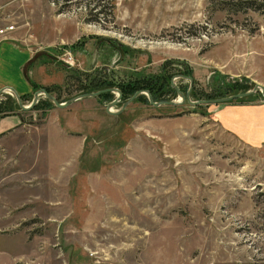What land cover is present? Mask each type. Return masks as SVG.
<instances>
[{
  "label": "rangeland",
  "instance_id": "374dc122",
  "mask_svg": "<svg viewBox=\"0 0 264 264\" xmlns=\"http://www.w3.org/2000/svg\"><path fill=\"white\" fill-rule=\"evenodd\" d=\"M92 75L153 101L264 86V0H0V88L63 101ZM5 89L0 264H264V143L217 102Z\"/></svg>",
  "mask_w": 264,
  "mask_h": 264
},
{
  "label": "crops",
  "instance_id": "0c3cea01",
  "mask_svg": "<svg viewBox=\"0 0 264 264\" xmlns=\"http://www.w3.org/2000/svg\"><path fill=\"white\" fill-rule=\"evenodd\" d=\"M24 48L27 50V54L24 58V61H26L22 65V74L27 80L30 88L34 83L28 80V74L26 70H24V65L28 63L31 57V51L28 47ZM35 84L37 85V83ZM4 91L7 90L4 89L1 92ZM27 91H29V89ZM27 91H21L19 95L27 93ZM211 114L222 129L228 131L238 140L249 145L264 143V101L231 100L217 102V104L211 108ZM84 139H86V137Z\"/></svg>",
  "mask_w": 264,
  "mask_h": 264
},
{
  "label": "water",
  "instance_id": "95a60500",
  "mask_svg": "<svg viewBox=\"0 0 264 264\" xmlns=\"http://www.w3.org/2000/svg\"><path fill=\"white\" fill-rule=\"evenodd\" d=\"M180 76H185L187 77L189 80H191V78L189 76H186V75H181V74H178ZM173 87L175 88V91L179 97L178 100H159V101H153L151 96H150V93L148 90H142V89H139V90H136L131 96L129 99H131L136 93L138 92H143L146 94V97L149 101V103L153 104V105H159V104H171V105H175V104H178L180 103L182 100L186 99V101L190 104H197V103H215V102H222V101H226L228 99H231L233 97H241V96H244V95H247L257 89L260 90L261 94L264 96V86L261 85V84H258V83H254L253 86L250 88V89H247V90H244V91H241V92H236V93H233V94H229V95H225V96H219V97H214V98H208V99H196V100H190L189 99V95H188V91H186L184 94L178 90V88L173 85ZM5 88L11 90L16 98V102L18 104V106L21 108V109H28L29 107H31L34 102L36 101L37 99V95L39 93H42L44 94L55 106L57 107H64L66 106L67 104H69L71 101L75 100L76 98H79V97H82V96H88V95H96L98 94L99 92L101 91H115L116 92V96L108 101L106 104H105V110L108 111V112H118L122 109V106H124V104L127 102V101H124L122 104H121V107L118 109V110H111L109 107L111 105H113L120 97V91L118 88H115V87H104V88H101V89H97L95 91H88V92H83V93H79L77 95H73V96H70L69 98L63 100V101H58L54 95L50 94L47 90H45L43 87H40V88H37L36 90H34L32 92V98L30 100V102L28 104H22L21 103V100H20V97H19V94H17L14 89L10 86H3L2 88H0V93L2 90H4Z\"/></svg>",
  "mask_w": 264,
  "mask_h": 264
},
{
  "label": "trees",
  "instance_id": "16d2710c",
  "mask_svg": "<svg viewBox=\"0 0 264 264\" xmlns=\"http://www.w3.org/2000/svg\"><path fill=\"white\" fill-rule=\"evenodd\" d=\"M247 4H245L244 6H246ZM243 6V7H244ZM76 45V43H73L71 46L72 48ZM87 74V73H86ZM88 75V74H87ZM77 78V77H76ZM88 78V77H87ZM108 85H112L111 82L109 80L106 79H102V78H97L96 76H89V78L87 80H85L83 82V84H81L80 88L81 91H90V90H96L99 89L101 87L104 86H108ZM138 87H144V85H134V84H129L128 82L125 84H122L121 86H119V90L121 91V94H130L134 91V89L138 88ZM48 92L50 91V89L48 87H44ZM132 89V90H131ZM135 89V90H136ZM109 92L104 91V92H100L99 94L102 95H107ZM151 93V90H150ZM23 96V94L21 95V97ZM143 96V95H142ZM154 96V95H153ZM155 97V96H154ZM55 98L58 99V96L55 95Z\"/></svg>",
  "mask_w": 264,
  "mask_h": 264
},
{
  "label": "flooded vegetation",
  "instance_id": "af4514ba",
  "mask_svg": "<svg viewBox=\"0 0 264 264\" xmlns=\"http://www.w3.org/2000/svg\"><path fill=\"white\" fill-rule=\"evenodd\" d=\"M45 89V88H44ZM46 90V89H45ZM120 91V90H119ZM101 92H104V91H101ZM107 92V91H106ZM100 93V92H99ZM98 93V94H99ZM120 96H121V91H120ZM19 97H21V95H19ZM119 99H120V97H119ZM20 100H21V98H20ZM17 103V102H16ZM18 105V104H17Z\"/></svg>",
  "mask_w": 264,
  "mask_h": 264
},
{
  "label": "built area",
  "instance_id": "2783aa9c",
  "mask_svg": "<svg viewBox=\"0 0 264 264\" xmlns=\"http://www.w3.org/2000/svg\"><path fill=\"white\" fill-rule=\"evenodd\" d=\"M10 27V26H9Z\"/></svg>",
  "mask_w": 264,
  "mask_h": 264
}]
</instances>
